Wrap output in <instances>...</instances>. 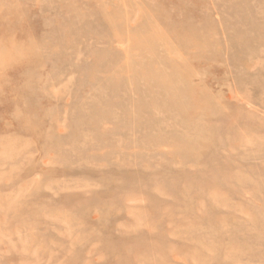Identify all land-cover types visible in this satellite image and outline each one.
<instances>
[{"label": "rangeland", "instance_id": "obj_1", "mask_svg": "<svg viewBox=\"0 0 264 264\" xmlns=\"http://www.w3.org/2000/svg\"><path fill=\"white\" fill-rule=\"evenodd\" d=\"M0 264H264V0H0Z\"/></svg>", "mask_w": 264, "mask_h": 264}]
</instances>
